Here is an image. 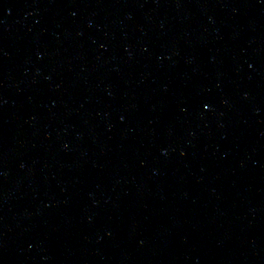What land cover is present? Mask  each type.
<instances>
[{"label":"water","instance_id":"obj_1","mask_svg":"<svg viewBox=\"0 0 264 264\" xmlns=\"http://www.w3.org/2000/svg\"><path fill=\"white\" fill-rule=\"evenodd\" d=\"M0 264H264V0H0Z\"/></svg>","mask_w":264,"mask_h":264}]
</instances>
